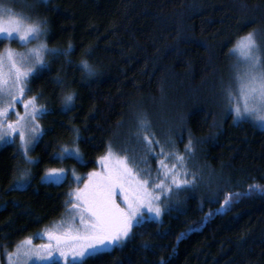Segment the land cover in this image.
Returning a JSON list of instances; mask_svg holds the SVG:
<instances>
[{
  "label": "trees",
  "instance_id": "16d2710c",
  "mask_svg": "<svg viewBox=\"0 0 264 264\" xmlns=\"http://www.w3.org/2000/svg\"><path fill=\"white\" fill-rule=\"evenodd\" d=\"M3 2L46 19L49 48L69 42L73 48L67 56L47 54L44 69L29 79V95L48 109L38 118L35 161L26 163L16 143L0 149V252L65 215L72 170L97 168L108 143L121 154L145 156L147 136L166 148L175 142L187 157L181 178L192 183L173 186L161 221L134 227L126 242L85 264H160L161 258L164 264H264V192L248 187L264 185V130L249 120L235 123L224 93L236 61L230 50L240 36L253 32L264 54V0ZM81 59L94 75L83 71ZM69 90L74 99L65 105ZM141 118L148 122L143 130ZM73 145L83 163L60 155ZM157 159L147 156L153 176ZM48 168L67 169V179L42 182ZM23 169L29 174L18 187ZM236 192L242 195L224 204Z\"/></svg>",
  "mask_w": 264,
  "mask_h": 264
},
{
  "label": "snow or ice",
  "instance_id": "6c2138e0",
  "mask_svg": "<svg viewBox=\"0 0 264 264\" xmlns=\"http://www.w3.org/2000/svg\"><path fill=\"white\" fill-rule=\"evenodd\" d=\"M46 25V19H31L0 0V36L9 40L15 38L25 46L22 51L11 47L0 51V143L13 142L18 134L26 163L33 162L28 155L29 146L42 134L37 117L48 111L37 102L38 95L25 98V93L30 91L27 81L44 69L46 53L49 56H67L73 48L71 42L66 48H49L44 40L48 31ZM33 40L37 43L27 47ZM230 54H239V59L234 66L233 82L224 88L228 109L234 120H255L264 127V54L254 39V33L240 36ZM79 63L88 76L95 74V69L86 59ZM56 83L63 85L64 81L57 77ZM74 95L72 90L64 92V104H70ZM16 103H22L23 113L15 110ZM12 113L16 119L7 120ZM147 126V120L141 118L139 128L143 130ZM74 131L78 136L79 130ZM137 136L139 138V133ZM143 139L146 155L139 158L128 155L127 149L121 154L108 143L105 153L97 157L101 168L87 174L83 187L77 186L67 193L69 199L65 203L70 215L59 227L45 230L48 242L33 245L31 237L25 238L14 251L7 252L9 264H31L33 259L40 264H53L51 258L54 254L63 264H85L87 259L120 246L134 227L149 220H158L173 186L180 189L190 185L192 180L181 178L188 172L187 157L177 150L174 141L166 148L158 139H148L147 136ZM154 144L159 151L153 148ZM191 149L192 140L189 138L184 146L185 153H190ZM69 152L80 154L78 146L73 145L71 149L63 147L60 155ZM149 155L159 157L155 176L148 166ZM169 161L173 162L170 164ZM65 173L64 168H48L42 179L59 182L65 178ZM28 174L29 170L23 169L17 184L26 183L24 178ZM74 179L79 185L81 177L74 176ZM248 187L264 192V185L251 184ZM239 195L242 193H227L224 204L231 202L230 197ZM160 264H164L163 258Z\"/></svg>",
  "mask_w": 264,
  "mask_h": 264
},
{
  "label": "rangeland",
  "instance_id": "374dc122",
  "mask_svg": "<svg viewBox=\"0 0 264 264\" xmlns=\"http://www.w3.org/2000/svg\"><path fill=\"white\" fill-rule=\"evenodd\" d=\"M25 16H26V15H25ZM1 39H3V40L5 41L3 49L6 48V47H11V48L16 49V50H18V51H22L23 48L25 47L24 45L18 43L17 40H16L15 38L9 40V39H5V38H3V36H0V40H1ZM44 40H45V38H44ZM45 42H46V41H45ZM35 43H37V41L33 40V41L31 42V44L27 45V47H30V46H32V45L35 44ZM46 44H47V43H46ZM47 46H48V45H47ZM48 47H49V46H48ZM3 49H2V50H3ZM46 56H47V53L45 54V59H46ZM234 57H235L236 61H235V64L233 65V76H234V73H235V71H236V67H234V66L238 63L239 54L234 55ZM241 67H242V65H241ZM30 78H31V77H30ZM28 82H29V80L27 81V88H28ZM28 96H31V95H29V93L26 92V93H25V98H27ZM37 102H38V101H37ZM227 105H228V104H227ZM14 108H15L16 111H19V112L23 113V105H22V103H16V104L14 105ZM228 111H229V109H228ZM229 113H231V112L229 111ZM231 114H232V113H231ZM232 116H233V115H232ZM38 118H39V117H37V119H38ZM6 119H7V120H15V119H16V116H15L14 113H12V114H9V115L7 116ZM243 120H249V121L253 122V123L256 125V127H258L259 129L264 130V127H261L258 123L255 122V120H250V119H240V120L237 121V120H234V119H233V121H234L235 123H238V122L243 121ZM38 121H39V119H38ZM40 136H41V135H39V137H40ZM39 137H38V139H39ZM38 139L35 140L34 143H33L32 145L29 146L28 155L31 156V157L33 158V162L35 161V158L31 155V151H32V149L34 148L35 144L37 143ZM10 143H16L17 146L19 147V150L22 152V150L20 149V139H19V135H18V134L15 135V138H14V141H13V142L0 143V149H1L4 145H6V144H10ZM79 153H80L79 155H75L74 153L69 152V153H65L64 155H74V156H75L80 162L83 163V162L85 161V159L83 158L81 152H79ZM100 168H101V164H100V162L97 160V168H95V169H100ZM65 170H66L65 178L62 179V180H60L59 182H57V181H51V180H45V179H41V180H42V182H44V183H56V184L62 183L63 181H65V180L67 179V176H68V170H67V169H65ZM88 173H89V172H88ZM88 173H87V174H88ZM45 174H46V172H45ZM45 174H44L42 177H44ZM70 174H71L72 181H73V189H75L77 186H79V187H83V182H84V180L88 179L87 174L82 173V172H78V171H76V170H72V171L70 172ZM74 176L81 177V180H80V182H79V185H78L77 182L75 181ZM24 186H25V183H24L23 185H18V187H24ZM163 214H164V209H163V211H162V213H161L159 219H158V220H155V221H161V220H162V217H163ZM69 215H70V212H69V210H68V211L65 213V215H64L63 217H61L60 219L54 221V222L51 223L49 226L44 227L42 230H40V231L34 233L32 236H30V237L32 238V244H33V245H36V244H41V243H46V242H48V237H47L46 235H44L45 230H47V229H49V228H57V227H59V226L62 224V222H63V221L69 216ZM132 230H133V229H132ZM132 230H131V233H132ZM131 233H130V235H131ZM130 235H129V237H130ZM129 237L126 238V239L122 242V244H123L124 242H126V241L129 239ZM15 248H16V246H15L12 250L7 251V252H12V251L15 250ZM7 252L4 253V254H2V253L0 252V264H9V262H8V258H7ZM51 259H52L53 264H54V263L63 264V261H62L57 255H55V254H54V256H53ZM31 264H40V262L37 261V260H35V259H33L32 262H31Z\"/></svg>",
  "mask_w": 264,
  "mask_h": 264
}]
</instances>
